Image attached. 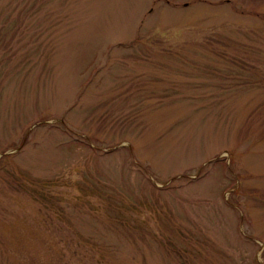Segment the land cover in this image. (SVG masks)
Listing matches in <instances>:
<instances>
[{"label": "rangeland", "instance_id": "374dc122", "mask_svg": "<svg viewBox=\"0 0 264 264\" xmlns=\"http://www.w3.org/2000/svg\"><path fill=\"white\" fill-rule=\"evenodd\" d=\"M0 264H264V0H0Z\"/></svg>", "mask_w": 264, "mask_h": 264}]
</instances>
